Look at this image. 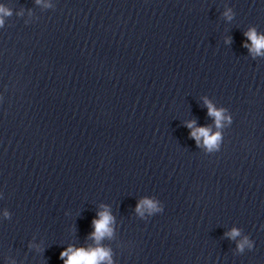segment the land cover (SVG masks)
Returning a JSON list of instances; mask_svg holds the SVG:
<instances>
[{
    "label": "water",
    "instance_id": "water-1",
    "mask_svg": "<svg viewBox=\"0 0 264 264\" xmlns=\"http://www.w3.org/2000/svg\"><path fill=\"white\" fill-rule=\"evenodd\" d=\"M0 3L11 9L0 28V264H62L63 248L91 243L100 205L115 220L101 241L113 264H134L264 113V56L241 43L249 27L264 33V0ZM202 97L231 117L218 151L184 127L212 125ZM141 197L163 211L141 218Z\"/></svg>",
    "mask_w": 264,
    "mask_h": 264
},
{
    "label": "clouds",
    "instance_id": "clouds-1",
    "mask_svg": "<svg viewBox=\"0 0 264 264\" xmlns=\"http://www.w3.org/2000/svg\"><path fill=\"white\" fill-rule=\"evenodd\" d=\"M35 3L41 4V0H35ZM43 7H50V5L44 3ZM20 14L19 11L16 13L17 16ZM10 15L11 9L0 3V28L4 27L5 18ZM222 15L225 19H231V10L225 9ZM242 35L245 37L241 42L242 47L247 49L249 56L253 59L264 56V33L257 32L254 27H249ZM225 43H229V39L226 38ZM201 99L206 109V115L212 118V125L196 126L194 120H189L184 123V127L189 130L188 135L198 148L202 147L205 152L218 151L222 140L220 129L231 123V117L226 109L214 106L205 97ZM133 211L143 218L145 214L151 216L154 213L162 212L163 206L154 198L141 197L136 202ZM0 215L7 218L8 212L0 209ZM114 223V217L108 207L100 205L99 210L90 221L91 231L86 235V240H90L91 243L82 246L69 244L63 248L58 254L62 264H113L111 249L103 245L101 241L112 237ZM261 228H264V225H261ZM224 235L233 239L239 236L240 232L237 228H231ZM245 248L250 251L253 249V242L247 236L241 237L235 244L237 253L243 252Z\"/></svg>",
    "mask_w": 264,
    "mask_h": 264
}]
</instances>
